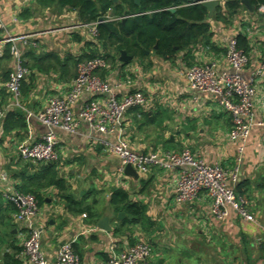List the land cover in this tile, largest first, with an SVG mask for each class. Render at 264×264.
<instances>
[{
  "label": "crops",
  "instance_id": "1",
  "mask_svg": "<svg viewBox=\"0 0 264 264\" xmlns=\"http://www.w3.org/2000/svg\"><path fill=\"white\" fill-rule=\"evenodd\" d=\"M224 3L221 1L215 15L208 18L211 24L208 43L192 45L167 59L151 51L127 63L120 61V53L107 51L108 68L99 74L113 84L120 83L115 90L117 96L135 89L146 96V104L129 109L123 123L125 138L136 152L161 154L188 148L211 164L229 169L237 165L236 144L229 138L230 113L220 106L217 97L191 89L186 75L188 67L195 63H217L219 68H226L229 38L239 34L249 42L248 70L257 66L254 38L260 49L264 44V16L246 8L231 23H225L216 18L217 9ZM0 12L5 27L0 29V39L8 35L14 38L35 35L37 42V46H25L21 41L15 44L30 70L23 81L25 92L19 106L12 105L5 90L7 79H3V69L10 73L16 65L10 53L11 44L6 45L0 56H6L8 50L9 59L0 64V96L5 114L0 127V173L6 175L5 180L0 179V264L5 254H17L18 264H27L20 256L27 228L14 218L15 208L4 192L17 190L21 183L18 175L50 163L19 158L18 146L24 141H38L48 132L37 114L44 110L50 97L64 96L69 91L83 56L92 50L102 52V45L94 46L98 41L69 7L60 9L57 4H42L40 0H2ZM27 51L33 56H25ZM48 54L59 59L60 64L30 67L34 58ZM245 75L249 76V72ZM84 99L85 96L80 103ZM12 112L16 118L25 119V127L5 129V121ZM255 113L256 119L264 122V78L257 84ZM57 135L58 158L51 163L65 180L66 193L82 201L90 190L98 191L99 216L92 223L86 213L70 211L58 189L43 190L39 225L42 249L50 264H55L61 244L70 241L82 264H105L114 243L122 250L139 241L153 249L150 258L139 264H264V125L252 129L239 167V190L236 187L237 195L248 199L254 221H246L232 210L226 220H218L211 214V199L204 193L191 204L176 203L179 167L152 166L148 173L138 172V179L119 173V157L107 152L97 141L107 138L113 142L116 135L96 133L85 122L76 133L58 130ZM120 188L129 193L131 200L145 206L146 219L124 233H115L121 211H115L109 199L112 191ZM93 200L91 196L87 201ZM107 216L110 231L97 226Z\"/></svg>",
  "mask_w": 264,
  "mask_h": 264
},
{
  "label": "built area",
  "instance_id": "2",
  "mask_svg": "<svg viewBox=\"0 0 264 264\" xmlns=\"http://www.w3.org/2000/svg\"><path fill=\"white\" fill-rule=\"evenodd\" d=\"M192 4L197 3L186 5ZM257 14L264 16V5L258 8ZM99 23L98 21L85 25L89 27V33L94 40L99 36L97 29ZM4 28L0 12V29ZM35 37L26 35L14 38L8 35L5 39H0V56L4 54L6 45L11 44L10 53L16 63L5 82V90L14 106L20 104L22 82L30 73L24 64L21 50L15 44L21 41L25 46H37ZM256 40L254 38L257 46ZM256 46L254 49L259 62L253 69L248 70L250 54L239 47L237 35H234L229 38L227 44L226 68H219L217 63L210 65L195 63L188 67L186 73L191 89L217 97L220 106L231 115L229 138L236 144L237 149V165L231 169L211 164L188 148L161 154L139 153L133 150L125 138L123 123L129 109L146 104V96L140 89H135L119 98L115 90L120 83L113 84L99 74L108 68V62L102 55L81 60L77 76L69 91L64 96L49 98L44 110L36 116L48 128V132L38 141H24L19 144L18 157L40 163L56 161L58 158L56 148L59 142L57 131L76 133L81 123L85 122L96 133L116 135L113 142L107 138H99L97 141L107 152L119 157L121 161L119 173H124L129 164L141 173H148L152 166L157 165L167 168L179 167L174 197L176 203L191 204L204 193L211 199V214L218 220H226L232 210L244 220L254 221V216L248 208V199L238 196L236 187L240 179V163L252 129L257 125H264V122L256 119L255 113L257 84L264 78V44L260 49ZM246 71L249 72L247 77ZM84 96L85 99L80 103ZM4 116L0 96V127ZM0 179L5 180L6 175L0 173ZM4 197L16 208L14 218L27 228L20 256L27 264H50L41 245L40 207L36 197L15 189L4 192ZM152 251V246L142 241L122 250L114 243L105 264H139L146 262ZM55 264H82L72 241L65 242L58 248Z\"/></svg>",
  "mask_w": 264,
  "mask_h": 264
},
{
  "label": "trees",
  "instance_id": "3",
  "mask_svg": "<svg viewBox=\"0 0 264 264\" xmlns=\"http://www.w3.org/2000/svg\"><path fill=\"white\" fill-rule=\"evenodd\" d=\"M42 4H57L62 8H72L77 12L81 23L91 24L98 22L103 18L106 24H97L99 36L98 44L101 43L102 52L92 50L90 54L83 56L82 60L91 59L102 55L108 62L110 54L109 49L117 54L124 50L133 58H143L145 51L154 52L160 57L170 58L180 50L190 48L198 43H208L211 37V24L208 21V10L201 4H192L191 0H140L137 5L134 0H119L114 3L111 0H40ZM254 8V12L260 6L264 5V0H249ZM175 8V12L168 9ZM246 10L241 0H226L224 6L217 9L216 18L225 23L231 21L242 11ZM224 12H227L225 14ZM114 18L113 20H108ZM123 18H126L123 21ZM239 47L248 52L249 42L246 36L237 35ZM91 45H93L91 43ZM157 46V48H155ZM33 56V53L26 52L25 56ZM9 59L8 50L6 56L0 58L4 62ZM60 64L59 59H53L51 55H45L43 58H34L30 67L36 65L56 66ZM3 69V79L9 77L8 72ZM7 81V80H6ZM25 87L22 82V93ZM14 112L9 114L5 121V129H16L25 127L23 117L16 118ZM12 122H9V119ZM20 184L16 189L25 194H31L36 197L38 204L44 202L43 190L55 187L59 190V196L65 200L68 209L74 213H86L91 222H95L99 214L96 208L98 203V191L90 190L82 201L75 200L70 194L66 193L67 187L65 180L59 176L54 163L35 170L31 173H22L17 176ZM240 185H237L239 190ZM94 199L88 202V198ZM109 205L115 211L124 212L126 217L120 220L115 227L114 232H126L137 223L146 219L145 206L141 202L130 199L129 193L124 189H115L112 191ZM14 206V205H13ZM15 208V206H14ZM16 210V208H15ZM21 250V249H20ZM22 251V250H21ZM19 253V252H18ZM17 254H5L3 264H18Z\"/></svg>",
  "mask_w": 264,
  "mask_h": 264
},
{
  "label": "water",
  "instance_id": "4",
  "mask_svg": "<svg viewBox=\"0 0 264 264\" xmlns=\"http://www.w3.org/2000/svg\"><path fill=\"white\" fill-rule=\"evenodd\" d=\"M114 3H119V0H111ZM196 2L197 4H201L202 6H204L207 10H208V15L209 17H213L215 15L216 12V8L218 7V5L220 4L221 0H191ZM134 2L139 5L140 4V0H134ZM242 4H244V6L250 11V12H254V8L252 7V5L250 4L249 0H241ZM171 12H175V8H169L168 9ZM126 18H123V21ZM99 22L102 24H106V21L103 18H99ZM157 48V46L155 47ZM146 54H148V51H145ZM132 56L128 55L126 53V51L122 50L120 51V61H122L123 63H127L129 61L132 60ZM124 172L128 175V176H132L135 179L139 178V173L138 171L132 166V165H127ZM126 216V214L124 212H120L118 214V219L122 220L124 219V217ZM97 226L98 228H100L101 230L104 231H110L112 230L111 224H110V218L107 217H103L101 218L98 222H97Z\"/></svg>",
  "mask_w": 264,
  "mask_h": 264
},
{
  "label": "rangeland",
  "instance_id": "5",
  "mask_svg": "<svg viewBox=\"0 0 264 264\" xmlns=\"http://www.w3.org/2000/svg\"><path fill=\"white\" fill-rule=\"evenodd\" d=\"M136 59H139V58H136Z\"/></svg>",
  "mask_w": 264,
  "mask_h": 264
}]
</instances>
